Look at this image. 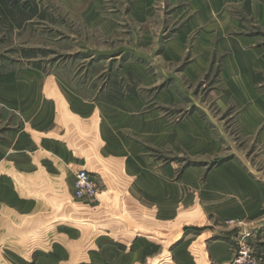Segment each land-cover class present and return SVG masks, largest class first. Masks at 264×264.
I'll list each match as a JSON object with an SVG mask.
<instances>
[{
	"label": "crops",
	"instance_id": "obj_1",
	"mask_svg": "<svg viewBox=\"0 0 264 264\" xmlns=\"http://www.w3.org/2000/svg\"><path fill=\"white\" fill-rule=\"evenodd\" d=\"M58 2L112 43L73 37L94 75L0 70L1 259L229 264L246 232L264 264V0ZM117 68L121 95L103 96ZM205 74L203 99L185 82ZM98 77L100 95L83 89ZM79 169L98 186L94 208L120 199L137 225L88 241L66 223V203L88 205L73 197ZM35 225L50 227L42 247L22 246Z\"/></svg>",
	"mask_w": 264,
	"mask_h": 264
},
{
	"label": "rangeland",
	"instance_id": "obj_2",
	"mask_svg": "<svg viewBox=\"0 0 264 264\" xmlns=\"http://www.w3.org/2000/svg\"><path fill=\"white\" fill-rule=\"evenodd\" d=\"M58 1L0 0V70L33 69L44 75H51L52 71H59L69 76H74L76 72L81 71L82 77L84 75H94L101 70V66L89 67V59H85L88 54L87 51L75 52L73 37L76 35L79 44L83 45L85 43L90 47H102L106 43H112V40L101 36L96 29H90L82 19L74 18L73 14ZM160 2L161 0H157L158 5ZM164 11L167 12V9L165 8ZM173 69L179 72L181 70L180 66ZM121 76V68L115 69L111 79L112 85L110 84V89L103 96L121 95V85L119 84ZM209 78L211 77L205 74L197 85L188 81L185 84L204 99L205 91L210 85ZM103 80L98 77L89 86L91 88L84 85L83 89H88L90 94L100 95L101 92L98 91V87ZM203 84L204 86H202ZM185 114V110H177L174 117L180 119ZM232 134L237 135L236 132ZM78 135L81 137L79 133ZM236 138L239 144L243 147L246 146L245 150H251L248 143L241 141L238 137ZM81 139L82 142H88V140L83 139V136ZM62 200L59 199V201L67 202L65 198ZM96 200L97 197L93 202L80 200L88 204L82 206L72 201H69V204L66 203L71 209V213L74 210V213H76V215L71 216L66 214V223L82 227L83 236L86 237V240L89 241L96 235L119 239L125 232L130 230L129 227L132 228L139 222V219L134 218L135 215L134 217L129 215L126 208L123 205L121 206L120 199H117L115 201L117 204L113 206L103 204L99 208H94V205L98 204ZM61 214V212L57 213V215ZM202 221L197 222L201 223ZM147 222L148 220H146V224H148ZM49 228L36 227L35 225L29 230L31 233L20 235L21 239L26 242H22V246L42 247V245H39L40 232L49 230ZM163 245L166 246L163 249L165 254L168 251L169 243H163ZM0 264H9V261L0 257Z\"/></svg>",
	"mask_w": 264,
	"mask_h": 264
},
{
	"label": "built area",
	"instance_id": "obj_3",
	"mask_svg": "<svg viewBox=\"0 0 264 264\" xmlns=\"http://www.w3.org/2000/svg\"><path fill=\"white\" fill-rule=\"evenodd\" d=\"M98 186L91 179L89 173L84 169H79L74 175L73 197L76 200L93 202L98 194ZM249 233H240L236 238V249L233 252L229 264H261L263 255L258 253L247 242Z\"/></svg>",
	"mask_w": 264,
	"mask_h": 264
}]
</instances>
